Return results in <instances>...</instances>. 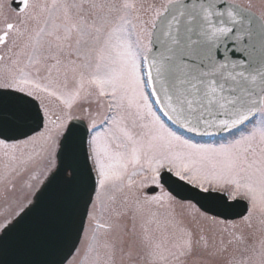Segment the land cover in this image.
<instances>
[{
    "label": "snow or ice",
    "instance_id": "6c2138e0",
    "mask_svg": "<svg viewBox=\"0 0 264 264\" xmlns=\"http://www.w3.org/2000/svg\"><path fill=\"white\" fill-rule=\"evenodd\" d=\"M0 264H264V0H0Z\"/></svg>",
    "mask_w": 264,
    "mask_h": 264
},
{
    "label": "water",
    "instance_id": "95a60500",
    "mask_svg": "<svg viewBox=\"0 0 264 264\" xmlns=\"http://www.w3.org/2000/svg\"><path fill=\"white\" fill-rule=\"evenodd\" d=\"M245 42H247V38H245ZM192 135V134H190ZM170 175V174H167ZM173 180H176L177 178L172 177ZM163 183V181H162ZM179 183H184V182H179ZM164 187L167 191H173V188L175 187L174 185L172 187H169V184H164ZM191 187V186H188ZM173 195H176L175 191H173ZM190 194L189 193H182L180 196H177V199L181 200V199H190ZM216 211H222V210H218L215 207H213V212L210 214H214ZM240 211L239 209H234V210H229L225 213L226 217L228 219H238V216L235 215V212ZM220 218H225L224 216H221Z\"/></svg>",
    "mask_w": 264,
    "mask_h": 264
},
{
    "label": "rangeland",
    "instance_id": "374dc122",
    "mask_svg": "<svg viewBox=\"0 0 264 264\" xmlns=\"http://www.w3.org/2000/svg\"><path fill=\"white\" fill-rule=\"evenodd\" d=\"M204 142H212L211 140L210 141H208V140H205ZM179 210V209H178Z\"/></svg>",
    "mask_w": 264,
    "mask_h": 264
},
{
    "label": "flooded vegetation",
    "instance_id": "af4514ba",
    "mask_svg": "<svg viewBox=\"0 0 264 264\" xmlns=\"http://www.w3.org/2000/svg\"><path fill=\"white\" fill-rule=\"evenodd\" d=\"M198 140H199V139H198ZM155 191H156V192H159L160 190H159V189H156Z\"/></svg>",
    "mask_w": 264,
    "mask_h": 264
}]
</instances>
